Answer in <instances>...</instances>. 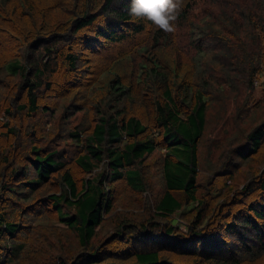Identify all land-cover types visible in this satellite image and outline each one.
Masks as SVG:
<instances>
[{"label":"trees","instance_id":"trees-1","mask_svg":"<svg viewBox=\"0 0 264 264\" xmlns=\"http://www.w3.org/2000/svg\"><path fill=\"white\" fill-rule=\"evenodd\" d=\"M174 3L165 32L130 16L131 0H0V264H264V171L227 185L264 150V0ZM139 33L132 52H105ZM182 34L185 77L146 42ZM91 74L108 86L91 93L104 111L70 101ZM223 88L240 92L235 118L253 124L212 142L222 150L204 184L199 145ZM118 183L123 195L158 191L148 213L107 220ZM106 220L115 231L101 243ZM63 230L76 254L62 252Z\"/></svg>","mask_w":264,"mask_h":264},{"label":"rangeland","instance_id":"rangeland-1","mask_svg":"<svg viewBox=\"0 0 264 264\" xmlns=\"http://www.w3.org/2000/svg\"><path fill=\"white\" fill-rule=\"evenodd\" d=\"M4 36V35H3ZM144 35L142 33H139L138 35H135V37H129L125 44H117L115 46H112L111 48H108L105 52L110 54L112 56L113 54L120 55L121 53H126L128 51L132 52L131 49L133 47V44H138L139 41H141ZM135 39V40H134ZM132 40V41H131ZM134 40V42H133ZM146 42L149 44L150 52L156 54L164 63H170L171 65H174V61L176 59L180 62V67L178 69L179 76L185 77L186 75L191 74L192 69L190 66H188L186 60L184 57L186 56V52L189 50V36L181 35V37L173 41L171 46L164 45L163 47L154 49L153 48V41L150 38V36L146 37ZM9 42V41H7ZM128 42V43H127ZM137 46V45H136ZM247 49H250V45H247ZM116 52V53H115ZM94 59H96L94 57ZM96 64V60H95ZM98 70V69H97ZM100 70L97 72V76L99 74ZM96 74L89 75V78L94 77ZM63 72H61V75L58 77L60 78V82L64 79ZM94 77L86 83H82L81 90L82 94H80L78 97H70L72 103L76 104H83V105H89L90 108H96V110L102 109L103 111L106 110V105H102L101 97H99L97 100H95L94 94H91L92 92H100L103 90L104 92H107V85H105L102 81H99V83L95 86L94 82L97 78ZM259 82L256 83V87L258 88V92H261L262 88L264 87V76H259L258 78ZM94 81V82H93ZM171 81V78H170ZM172 77V82H173ZM77 82V81H76ZM94 84V88L93 87ZM176 85H173V88ZM139 86L134 85L133 88L137 89ZM175 91V90H174ZM222 92L226 96V100L218 103H212L210 105V109L208 112V127L209 131L206 132L204 138L201 141L200 147V153L199 156L201 157L200 160V182L206 184L209 180H211L212 176L215 174L214 172H211L209 168L206 166L207 160H209L212 163H218V158L221 154L222 147L220 149H214V140L218 137H227V133H238L239 130H243V133L247 132L252 124V119H249L246 123H240L236 120L235 114H234V107L235 104L239 98L240 92H233L232 89L227 88L222 90ZM90 95V96H89ZM80 96H83L81 98ZM89 97L91 98L89 100ZM244 98V97H243ZM71 102L68 103V105L71 107ZM61 103V102H60ZM82 113H80L81 115ZM145 117V116H144ZM215 123H217L215 127ZM219 127V130L215 131ZM44 130L51 131V125H47ZM211 130V131H210ZM215 132H214V131ZM234 136V138H235ZM233 142V139L230 141ZM224 148V147H223ZM158 156L154 155L152 156V160L154 159L156 161V158ZM148 161L146 165L153 164L154 161ZM72 161H70L71 167H73V170L78 175V177H82L80 171L77 169V167L73 164ZM242 167L238 171L237 178L233 177L229 182L227 181V185L231 187H234L235 183H239V188H244L245 184L249 182L252 179V176L256 174H260L262 171H264V150L257 156L256 160L254 162L251 161H245L241 163ZM225 179H220V182H224ZM125 189V188H124ZM123 191V184L118 183L117 185V198L114 201V210L111 214L110 218H107V220L111 219L112 221L116 220V216L118 213H124L126 215L127 213L132 216L131 214L137 215L138 218L146 211L148 213L149 208H145V201L147 198H150L151 201L154 197V195H157V193L152 194L150 191H147L145 194H130V195H123L121 194ZM239 207H235L237 209ZM106 220V222H107ZM138 222V221H137ZM180 228L186 232V225L184 223L180 224ZM115 231V227L113 225V222H107L105 225L100 229V242H104L113 232ZM60 239V244L63 248L62 252H68L70 255L76 254L77 250V238L74 234L69 232L68 230H63L60 233V236L58 237ZM99 238V239H100ZM97 239V240H99ZM99 242V243H100ZM57 254L56 249H52L50 251H47L44 253L45 256L50 257ZM42 260H46L44 256H41Z\"/></svg>","mask_w":264,"mask_h":264},{"label":"clouds","instance_id":"clouds-1","mask_svg":"<svg viewBox=\"0 0 264 264\" xmlns=\"http://www.w3.org/2000/svg\"><path fill=\"white\" fill-rule=\"evenodd\" d=\"M174 0H131L128 9L133 18L146 19L165 32L174 29Z\"/></svg>","mask_w":264,"mask_h":264}]
</instances>
